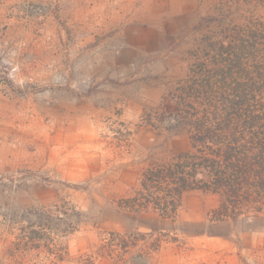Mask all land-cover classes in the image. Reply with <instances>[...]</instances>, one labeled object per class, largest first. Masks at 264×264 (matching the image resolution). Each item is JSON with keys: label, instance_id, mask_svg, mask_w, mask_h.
Here are the masks:
<instances>
[{"label": "rangeland", "instance_id": "rangeland-1", "mask_svg": "<svg viewBox=\"0 0 264 264\" xmlns=\"http://www.w3.org/2000/svg\"><path fill=\"white\" fill-rule=\"evenodd\" d=\"M254 9L0 0V264H264V213L219 220L202 191L173 218L125 207L145 169L188 145L158 118L211 19Z\"/></svg>", "mask_w": 264, "mask_h": 264}, {"label": "trees", "instance_id": "trees-1", "mask_svg": "<svg viewBox=\"0 0 264 264\" xmlns=\"http://www.w3.org/2000/svg\"><path fill=\"white\" fill-rule=\"evenodd\" d=\"M224 1L259 9L261 18L211 19L219 30L204 36L158 118L169 134L185 133L188 145L145 169L125 203L132 212L173 218L185 193L202 191L219 196V220L264 213V0Z\"/></svg>", "mask_w": 264, "mask_h": 264}]
</instances>
